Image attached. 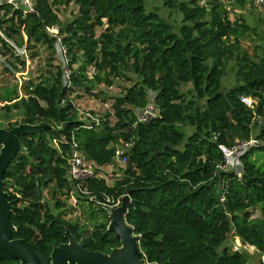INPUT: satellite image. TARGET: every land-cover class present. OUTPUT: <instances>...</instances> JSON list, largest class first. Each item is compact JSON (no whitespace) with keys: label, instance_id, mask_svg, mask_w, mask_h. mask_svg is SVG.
Wrapping results in <instances>:
<instances>
[{"label":"trees","instance_id":"trees-1","mask_svg":"<svg viewBox=\"0 0 264 264\" xmlns=\"http://www.w3.org/2000/svg\"><path fill=\"white\" fill-rule=\"evenodd\" d=\"M70 2L77 14L62 21L56 6ZM245 3L163 0L182 13L177 27L157 10L146 11L144 0H33L29 12L0 5V57L8 60L11 73L18 65L25 68V56L38 57L39 48L46 53L37 74L24 79L21 94L16 83L0 87L2 107L19 114V121L3 127L50 124L37 134L18 136L19 148L4 171V189L14 206L13 237L49 256L69 229L87 249L109 252L119 241L107 231L106 206L127 193L125 219L149 262L248 264V253L232 249L234 237L264 256V162L257 163L264 156V31L240 13L229 17L230 9ZM258 21L264 24L263 18ZM52 27L56 35L47 30ZM57 36L70 56L69 85L55 56ZM247 39L255 42L252 52L244 47ZM230 60L238 66L240 82L225 88L220 80ZM114 78L130 84L111 96L110 110L97 126L83 127L73 91L91 93L96 84L113 85ZM183 84L190 87L181 90ZM149 92L157 115L139 123L134 110L147 105ZM242 98L251 99L252 106ZM251 138L257 144L239 156L240 173L228 168L221 146ZM72 139L95 164L97 175L80 185L86 194L68 179ZM119 148L127 160L108 184L99 171L117 166ZM71 192L77 201L107 211L88 235L65 216ZM254 208L258 216H252ZM0 264L23 263L0 259Z\"/></svg>","mask_w":264,"mask_h":264},{"label":"rangeland","instance_id":"rangeland-1","mask_svg":"<svg viewBox=\"0 0 264 264\" xmlns=\"http://www.w3.org/2000/svg\"><path fill=\"white\" fill-rule=\"evenodd\" d=\"M178 1H185L189 2L190 0H178ZM201 4H206L210 0H198ZM263 0H246L245 5L242 8H234L233 10L228 7L229 10V17L231 19L234 18V13H240L244 16L245 20L250 23L251 25L256 26V28H259L258 31H264V24L259 22L258 19L263 18L264 19V4ZM58 8V14L62 21L65 20H71L76 14H77V5L70 2L67 5H60L56 6V9ZM144 7L146 11L150 10H157V13L166 18L174 27H177L181 23L182 19V13L179 12L176 9L169 8L163 4V0H144ZM260 26V27H259ZM98 31L100 29L98 28ZM253 38L256 39V43H258V38L256 35L253 36ZM254 41L246 40L244 42V47L249 51L252 52L254 46ZM62 48L60 47V50ZM65 49V48H64ZM39 56L30 59L28 56H25L26 59V65L25 68H20V65H18L19 69L11 73V66L8 64V60L4 57H0V87L3 85L7 86H14L15 83L17 84V89L22 93V83L24 79L27 77H34L37 72L36 68L37 66H41L44 62V56L45 52L40 49ZM66 50V49H65ZM22 55H24V52H21ZM58 55V54H57ZM56 56V54H55ZM64 58V61L67 63L64 67L67 68L69 62L67 59L70 58L69 55H66ZM80 62V59L77 61L76 64L73 65L74 68L78 67ZM5 67H8L10 71L6 70ZM92 67L87 68V74L88 77H91ZM238 66L236 65L234 60L226 61L223 66V73L221 77V85L225 88H228L234 84H237L240 82L239 75L237 73ZM130 77L133 78V76L129 73ZM130 84V81L123 80L121 78H114L113 79V85H105L103 83L94 85V88L91 93L85 92L83 89L76 88L75 91L72 93V99L74 103L81 108L83 111H91L92 113L96 115L102 116L106 110H110L111 103L113 99L111 96H114L122 90L124 86H127ZM190 87V85L183 84L180 86L181 90H187ZM6 102L0 101V127H3L7 124L14 123L16 121H19V114L16 110L8 111L2 107ZM256 154H254L252 157H255ZM264 162V156L261 155L258 157L257 163H263ZM125 163H117V166H103V168H100L101 170L100 175L104 177L108 184L113 183V179L116 177H119L121 175V171L118 170V167H123ZM241 161L236 160L234 164V169L240 173L239 169H241ZM72 193V192H71ZM71 193L68 198H66V206L63 208L65 210V216L67 218H72L75 221H78L79 225L81 226L83 230V235H88L91 230L93 229L94 225L99 223L101 220H104V214L107 213L105 210V206H102L104 208L103 211H100L97 204L95 203H89L84 200H80L73 203V200L71 199ZM74 196L77 197L74 193ZM44 198L49 200V195L47 190L44 191ZM53 201L50 203L52 204ZM107 207V206H106ZM260 214V211L258 208H254L252 210V216H258ZM238 237H234V240ZM243 251L248 253V264H264V256H259L256 248L254 246H245V248H242Z\"/></svg>","mask_w":264,"mask_h":264},{"label":"water","instance_id":"water-1","mask_svg":"<svg viewBox=\"0 0 264 264\" xmlns=\"http://www.w3.org/2000/svg\"><path fill=\"white\" fill-rule=\"evenodd\" d=\"M47 126L50 124L20 122L10 128L0 127V259L18 260L23 264H155L143 256L139 235L125 219L127 193L118 205L109 209L107 231L119 241L109 252L87 249L69 229L64 232L66 241L53 246L49 256L35 244L13 237L10 214L14 206L4 189V171L19 148L18 136L37 134Z\"/></svg>","mask_w":264,"mask_h":264},{"label":"built area","instance_id":"built-area-1","mask_svg":"<svg viewBox=\"0 0 264 264\" xmlns=\"http://www.w3.org/2000/svg\"><path fill=\"white\" fill-rule=\"evenodd\" d=\"M0 5H9L11 6L12 9H22L24 12H29L33 10V0H0ZM47 30L53 34L56 35L57 33V28L52 27V28H47ZM62 48L59 53V48ZM65 46L61 43L60 37L57 36V40L55 42V50H56V58L57 62L60 64L61 67L64 68V74H63V81L67 85H69V71L64 65H67V61H64L63 57H66L68 55L67 51L64 49ZM58 54V55H57ZM69 62V59H67ZM150 93V99L147 103L146 106L142 108H135V115H136V120L139 123H146L150 120L151 117L157 115V110L154 106L153 103V97L154 93ZM242 101L248 105L252 106V101L249 98H242ZM77 109V115L78 119L82 121V126L88 129H91L99 124V116L91 111H83L81 108H79L76 105ZM257 144V141L254 138H251L248 141H238L235 143L234 146L231 148H226L224 146H221L222 152L225 157V163L228 168H234V164L236 160H239V156L243 154L248 147ZM72 152L69 157L68 163H69V168H68V179L72 181L75 185L76 191H79L81 193L86 194L87 191L83 188H81V182L85 180L86 178L93 176L95 173V164L91 161H88L84 158L82 153L78 149L77 143L72 139ZM129 148V147H127ZM122 153V148L117 149L116 151V158L115 162L116 163H125L127 160V157L123 155L120 157ZM71 199L73 200V203L77 202V197L74 196V192L71 193ZM119 204V200L116 201L113 204H108L107 209L111 207H114ZM245 246H251L249 244L242 243L239 238H236L232 242V249L233 250H238L241 251L242 248H245Z\"/></svg>","mask_w":264,"mask_h":264}]
</instances>
